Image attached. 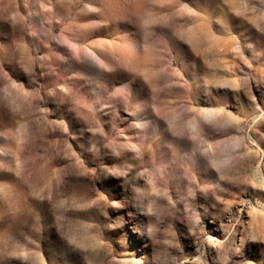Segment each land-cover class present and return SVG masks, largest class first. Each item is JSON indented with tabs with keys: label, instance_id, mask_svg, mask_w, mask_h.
Returning <instances> with one entry per match:
<instances>
[{
	"label": "rangeland",
	"instance_id": "obj_1",
	"mask_svg": "<svg viewBox=\"0 0 264 264\" xmlns=\"http://www.w3.org/2000/svg\"><path fill=\"white\" fill-rule=\"evenodd\" d=\"M0 264H264V0H0Z\"/></svg>",
	"mask_w": 264,
	"mask_h": 264
}]
</instances>
